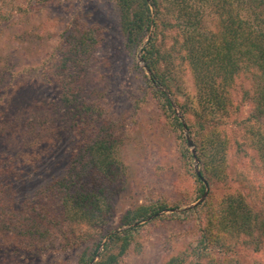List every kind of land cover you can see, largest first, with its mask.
I'll list each match as a JSON object with an SVG mask.
<instances>
[{
  "label": "trees",
  "instance_id": "obj_1",
  "mask_svg": "<svg viewBox=\"0 0 264 264\" xmlns=\"http://www.w3.org/2000/svg\"><path fill=\"white\" fill-rule=\"evenodd\" d=\"M115 6L122 50L132 59L140 51L150 72V78L143 74L146 96L175 135L184 178L200 196L204 187L192 171L182 123L167 94L192 135L201 176L211 188L196 208L202 213L195 241L162 264H240L242 250L264 248V0H115ZM207 10L215 16L213 28L204 22ZM105 40L102 28L76 13L59 34L55 61L44 75L56 97L33 108L41 130L72 133L65 174L15 211L10 186L0 190V235L11 233L5 238L20 239L17 245L27 252L42 241L51 245L60 239L61 250H79L74 264H122L128 253L142 250V226L135 224L194 212L163 215L176 206L160 202L136 205L115 217L125 175L122 131L103 104L106 83L102 94L93 85L108 82L105 73L95 71L105 61ZM186 75L194 87L191 95ZM236 90L241 103L250 105L244 118L232 98ZM244 158L249 159L246 169L231 164ZM219 185L225 193L215 192ZM64 229L72 237L61 236Z\"/></svg>",
  "mask_w": 264,
  "mask_h": 264
},
{
  "label": "rangeland",
  "instance_id": "obj_2",
  "mask_svg": "<svg viewBox=\"0 0 264 264\" xmlns=\"http://www.w3.org/2000/svg\"><path fill=\"white\" fill-rule=\"evenodd\" d=\"M76 13L87 16L106 34L105 61L99 63L95 71L98 75L105 73L108 82L93 85L102 94L106 83L103 104L122 131L120 155L125 175L123 192L114 204L115 217L130 207L160 202L176 206L163 215L194 211L179 218L150 223L147 219L135 224L142 226V250L128 253L122 264H162L166 257L195 241L202 213L196 208L206 200L211 188L207 182L204 201L195 208L185 209L198 201L203 192L197 197L193 182L184 178L186 174L178 157L175 135L154 102L146 96L148 87L143 74L148 76L138 62L140 51L132 59L122 50L115 0H0V190L10 186L7 189L11 191L9 199L13 200L15 211L29 202L41 186L62 177L70 164L72 133L54 128L41 130L33 119V108L41 101L56 97L44 75L55 61L54 47L59 34ZM203 14L206 25L213 28L215 16L209 10ZM184 79L186 92L191 95L194 91L191 78L186 75ZM87 95H92L91 90ZM232 98L240 106L239 117H246L250 105L241 103L240 91H233ZM179 101L189 103L181 98ZM176 110L179 113L177 107ZM182 133L185 138L183 129ZM231 164L246 169L249 159L232 160ZM190 165L195 173L193 158ZM197 165L201 172L198 158ZM235 185L232 190L236 189ZM215 192L226 191L219 185ZM73 230L75 234L80 231ZM64 233L72 237L68 230L64 229L61 236ZM5 237L0 235V264H74L79 251L73 246L61 250L60 239H55L51 245L42 241L34 249L28 247L30 252H27L17 245L20 239ZM253 259L264 264V248L257 252L242 250L239 263L251 264Z\"/></svg>",
  "mask_w": 264,
  "mask_h": 264
},
{
  "label": "water",
  "instance_id": "obj_3",
  "mask_svg": "<svg viewBox=\"0 0 264 264\" xmlns=\"http://www.w3.org/2000/svg\"><path fill=\"white\" fill-rule=\"evenodd\" d=\"M138 57H139V58H138V62L141 64V66H142V68L145 70L147 76L150 78V72H149V70H148V69L146 68V66L143 64V60H142V58L140 57V55H139ZM155 87H157V88H159L160 90L164 91L162 88H160V87L157 86L156 84H155ZM167 97L170 99L171 104H172V107H173V109H174V111H175L177 117L179 118L180 122L182 123L183 132H184L185 139H186V146H187V148L191 151L192 158H193V160H194V162H195V166H194V168H195V174H196V176L200 179V181L202 182V184H203V186H204V191H203V194H202L201 198H200L198 201H196L194 204H192V205H190V206H188V207L185 208V209H192V208L197 207L199 204H201V203L204 201V199L206 198L207 190H208V184H207L206 179H204V178L201 176L200 170H199V168H198L195 146H194V143H193V141H192V139H191V136H190V134H189V130H188V128H187V125H186V123L184 122L183 118H182V117L179 115V113L177 112L176 107L174 106V103H173V101H172L170 95L167 94Z\"/></svg>",
  "mask_w": 264,
  "mask_h": 264
}]
</instances>
